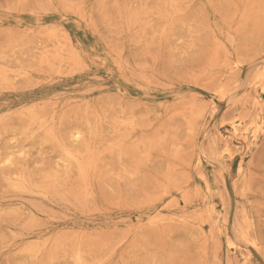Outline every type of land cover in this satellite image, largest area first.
I'll return each mask as SVG.
<instances>
[{
  "label": "rangeland",
  "instance_id": "374dc122",
  "mask_svg": "<svg viewBox=\"0 0 264 264\" xmlns=\"http://www.w3.org/2000/svg\"><path fill=\"white\" fill-rule=\"evenodd\" d=\"M0 264H264V0H0Z\"/></svg>",
  "mask_w": 264,
  "mask_h": 264
}]
</instances>
